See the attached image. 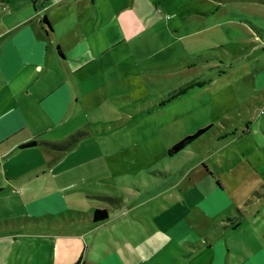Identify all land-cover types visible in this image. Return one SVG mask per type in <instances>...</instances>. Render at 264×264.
<instances>
[{
    "label": "rangeland",
    "instance_id": "374dc122",
    "mask_svg": "<svg viewBox=\"0 0 264 264\" xmlns=\"http://www.w3.org/2000/svg\"><path fill=\"white\" fill-rule=\"evenodd\" d=\"M97 2L101 18L93 2L81 17L54 11L57 30L79 21L110 45L46 127L69 146L5 164L18 179L0 178V220L54 196L62 224L123 206L94 229L0 232V264H264V0ZM208 126L191 161L167 156Z\"/></svg>",
    "mask_w": 264,
    "mask_h": 264
},
{
    "label": "crops",
    "instance_id": "0c3cea01",
    "mask_svg": "<svg viewBox=\"0 0 264 264\" xmlns=\"http://www.w3.org/2000/svg\"><path fill=\"white\" fill-rule=\"evenodd\" d=\"M97 1L0 0V178L18 179L8 177L5 164L10 158L21 157L23 152L37 146L47 147L37 144L32 148H20L23 144L32 140L52 142L43 138L45 130L47 126L52 128L62 122L69 113L73 95L70 83L77 84L81 70L87 69L96 58L105 56L110 44L103 30L91 32L79 21H70L63 32L54 24L57 20L54 11L58 8L68 9L71 17L74 14L81 17L91 12V2L101 18L103 8ZM0 190L1 195L5 188L0 187ZM218 195L215 191L212 199L204 200L213 203ZM48 200L60 204L59 197H48L31 215L19 216L17 221L7 218L5 223L0 220V232L52 235L68 228L88 226L94 229L107 221L94 223L88 212L80 210L77 219L62 224ZM122 206L107 208L109 217Z\"/></svg>",
    "mask_w": 264,
    "mask_h": 264
},
{
    "label": "trees",
    "instance_id": "16d2710c",
    "mask_svg": "<svg viewBox=\"0 0 264 264\" xmlns=\"http://www.w3.org/2000/svg\"><path fill=\"white\" fill-rule=\"evenodd\" d=\"M44 22L49 28H51L50 23L47 18H44ZM263 49H264V46H263ZM210 129H211V126H208V127L198 130L197 132L193 134H189L185 136L184 138L176 142L174 145H172L168 149L167 156L173 159L174 157H177V160L179 163L191 161V158H189L188 153H184L183 151L187 150L191 145L196 143L201 138V136L206 134ZM71 138L74 139L75 138L74 135H72ZM37 144H45L48 147L54 148V149H66L69 146L70 142L68 141L65 144H61V143L47 142V141H41V140H32L30 142L23 144L20 148H32L36 146ZM183 172L184 171H181V173ZM106 199L108 201H111L112 203L113 202L117 203V205L119 204L117 202L119 198L106 197ZM108 219H109V210L107 208H95L94 209L93 215L91 217V220L94 223H102Z\"/></svg>",
    "mask_w": 264,
    "mask_h": 264
},
{
    "label": "built area",
    "instance_id": "2783aa9c",
    "mask_svg": "<svg viewBox=\"0 0 264 264\" xmlns=\"http://www.w3.org/2000/svg\"><path fill=\"white\" fill-rule=\"evenodd\" d=\"M43 1H46V0H43Z\"/></svg>",
    "mask_w": 264,
    "mask_h": 264
}]
</instances>
